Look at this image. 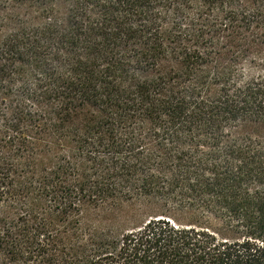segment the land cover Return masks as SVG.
Returning a JSON list of instances; mask_svg holds the SVG:
<instances>
[{
	"label": "trees",
	"instance_id": "obj_1",
	"mask_svg": "<svg viewBox=\"0 0 264 264\" xmlns=\"http://www.w3.org/2000/svg\"><path fill=\"white\" fill-rule=\"evenodd\" d=\"M0 264H264V0H0Z\"/></svg>",
	"mask_w": 264,
	"mask_h": 264
},
{
	"label": "rangeland",
	"instance_id": "obj_2",
	"mask_svg": "<svg viewBox=\"0 0 264 264\" xmlns=\"http://www.w3.org/2000/svg\"><path fill=\"white\" fill-rule=\"evenodd\" d=\"M83 216L85 219H87L93 223H96V221L99 220L100 218H104L105 214H104V212L91 211V210L87 209L84 211Z\"/></svg>",
	"mask_w": 264,
	"mask_h": 264
}]
</instances>
